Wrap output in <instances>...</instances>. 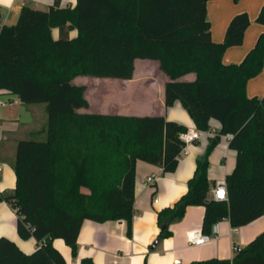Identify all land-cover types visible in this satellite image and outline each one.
Instances as JSON below:
<instances>
[{"label":"trees","instance_id":"trees-1","mask_svg":"<svg viewBox=\"0 0 264 264\" xmlns=\"http://www.w3.org/2000/svg\"><path fill=\"white\" fill-rule=\"evenodd\" d=\"M208 1L77 0L63 6L53 0L48 9L25 3L15 23L0 27V92L47 107L43 137L18 142L16 189L0 194L16 210L21 238L33 236L38 245L28 253L1 236L0 264H66L53 239H64L75 255L86 220L125 219L131 231L136 162L177 169L180 133L188 129L183 123L162 114L80 111L90 102L87 86L75 77L132 79L137 59L158 61L168 76L167 107L180 102L203 131L212 119L220 122L197 158L187 193L158 212L160 227L167 224L158 238L171 235V223L190 205L205 207L202 230L208 234L223 218L241 227L264 215V96L247 92L249 79L264 67V32L243 61L224 62L226 49L243 42L251 18L235 14L224 41L216 42ZM256 20L264 25V6ZM190 73L193 80L182 79ZM223 135L232 136L237 163L226 175L228 198L216 200L208 171ZM81 264L95 263L86 257ZM189 264H264V231L232 258Z\"/></svg>","mask_w":264,"mask_h":264},{"label":"crops","instance_id":"crops-1","mask_svg":"<svg viewBox=\"0 0 264 264\" xmlns=\"http://www.w3.org/2000/svg\"><path fill=\"white\" fill-rule=\"evenodd\" d=\"M52 1L0 0V17L4 24H13L25 3H31L36 8L48 9ZM76 1L62 0V5L75 4ZM263 6L264 0L208 1L212 38L216 42L224 41L228 25L235 14L247 12L251 18L243 42L226 49L223 55L224 62H241L253 49L260 34L264 32V25L256 20ZM58 33V28H54L55 37H58ZM156 63L159 67L158 61ZM194 78L195 74L190 73L182 79ZM168 79L161 70V79L157 80L159 93L152 103H158L159 107L151 114H162L168 119L183 123L188 128L194 127V121L180 102L170 107L166 106L165 86ZM247 92L250 97L264 96V67L258 75L249 79ZM46 114L47 107L44 103H23L16 95L0 92V194L16 189L13 162L17 156L18 142L25 138H35L36 135L43 136ZM211 124L218 129L220 127V122L216 119H212ZM208 137L203 136L190 144L188 153L180 156L179 165L173 172H164L157 165L138 160L131 231L125 219L103 223L86 220L78 236V250L75 255L64 239H53L55 247L65 255L66 264H81L82 259L86 257L92 258L95 264H189L212 257L232 258L236 252L234 245L242 248L262 233L264 215L241 227H233L228 218H223L216 223L218 232L215 234L211 232V238L207 243L190 245L187 239L188 232L202 228L205 215L203 205H190L182 219L171 223V235L163 239L158 238L161 231L158 212L172 207L187 193L188 180L195 173L197 158L206 150ZM236 159L237 152L230 146V136L223 135L210 154L208 176L213 182L210 196H214L217 181L226 180V175L233 171ZM151 174H157L158 178L153 185H148L146 180ZM16 221V210L7 201H0V237L6 236L14 240L25 252H33L38 245L37 238L33 236L21 238Z\"/></svg>","mask_w":264,"mask_h":264},{"label":"rangeland","instance_id":"rangeland-1","mask_svg":"<svg viewBox=\"0 0 264 264\" xmlns=\"http://www.w3.org/2000/svg\"><path fill=\"white\" fill-rule=\"evenodd\" d=\"M136 72L131 80L116 78H98L80 75L74 82L87 86L86 96L90 102L84 111L129 113L152 115L159 107L152 104L159 93L157 80L161 79V70L156 61L138 59ZM36 138H42L36 135Z\"/></svg>","mask_w":264,"mask_h":264},{"label":"built area","instance_id":"built-area-1","mask_svg":"<svg viewBox=\"0 0 264 264\" xmlns=\"http://www.w3.org/2000/svg\"><path fill=\"white\" fill-rule=\"evenodd\" d=\"M4 25V21L3 19L0 17V27H2ZM218 129L216 126H211L209 128V130L203 131L198 129L197 127H189L187 130L183 131L180 133V139L183 142V148L181 151V155L188 153V147L190 144L194 143L195 141L200 140L203 136H214L218 133ZM230 138L232 137L231 135H229ZM158 176L157 174H151L149 175V177L146 180V183L148 185H153L155 183V181L157 180ZM227 182L225 179H219L216 183L215 186V193L213 198L216 200H225L227 199L228 195H227ZM157 201V199L155 200ZM214 228L212 229V233H217L218 232V227L215 224L213 226ZM211 238V233H205L202 228L199 229H192L188 232L187 235V239H188V243H190V245H202L207 243ZM239 248L234 245V250H238ZM179 261V260H178Z\"/></svg>","mask_w":264,"mask_h":264},{"label":"water","instance_id":"water-1","mask_svg":"<svg viewBox=\"0 0 264 264\" xmlns=\"http://www.w3.org/2000/svg\"><path fill=\"white\" fill-rule=\"evenodd\" d=\"M166 225H167V224H163L161 227H165ZM156 243H158V242L156 241ZM156 243H154L153 246H155Z\"/></svg>","mask_w":264,"mask_h":264}]
</instances>
